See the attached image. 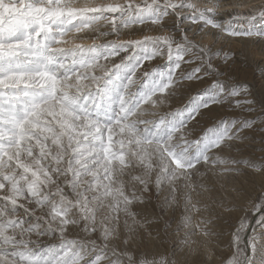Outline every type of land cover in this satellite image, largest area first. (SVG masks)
<instances>
[{"label": "clouds", "instance_id": "clouds-1", "mask_svg": "<svg viewBox=\"0 0 264 264\" xmlns=\"http://www.w3.org/2000/svg\"><path fill=\"white\" fill-rule=\"evenodd\" d=\"M0 264H264V0H4Z\"/></svg>", "mask_w": 264, "mask_h": 264}, {"label": "snow or ice", "instance_id": "snow-or-ice-1", "mask_svg": "<svg viewBox=\"0 0 264 264\" xmlns=\"http://www.w3.org/2000/svg\"><path fill=\"white\" fill-rule=\"evenodd\" d=\"M9 7H13V6L5 5L4 0H0V9H3L4 11H6L7 8H9ZM0 14H2V13H0ZM0 83H3V81H0ZM2 104H3V101H0V105H2Z\"/></svg>", "mask_w": 264, "mask_h": 264}]
</instances>
